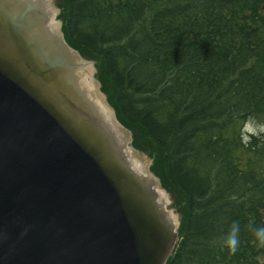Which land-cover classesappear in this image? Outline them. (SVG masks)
Here are the masks:
<instances>
[{
	"label": "water",
	"instance_id": "95a60500",
	"mask_svg": "<svg viewBox=\"0 0 264 264\" xmlns=\"http://www.w3.org/2000/svg\"><path fill=\"white\" fill-rule=\"evenodd\" d=\"M53 9L0 0V264H165L178 225L166 223L154 183L122 159L111 126L100 123L102 98L132 142L99 80L84 84L94 62L67 42L62 20L48 27ZM132 155L163 189L152 159L134 147Z\"/></svg>",
	"mask_w": 264,
	"mask_h": 264
},
{
	"label": "trees",
	"instance_id": "16d2710c",
	"mask_svg": "<svg viewBox=\"0 0 264 264\" xmlns=\"http://www.w3.org/2000/svg\"><path fill=\"white\" fill-rule=\"evenodd\" d=\"M59 3L66 38L84 56L96 61L102 88L116 108L119 119L133 130L134 144L154 156L153 170L169 188L173 186L184 195V203L180 206L184 222L181 227L182 239L168 264H264V252H261L263 249L258 246L256 239L246 241L247 245L244 243L247 237L255 238L254 229L262 227L264 222L263 219L262 222L257 219L259 209L264 207V181L258 184L257 189L250 186L249 182L247 185L248 177L254 176L249 167L240 173L241 178L238 175L236 178L230 177L226 169L224 176L218 174L216 177L213 171L221 165L222 157H214L216 153L204 148L206 138L215 146H220L221 140L225 143L223 139L213 140L207 134L221 127L219 123L212 122L223 119L228 130L220 132L226 135L225 140L236 142L239 129L238 124L231 125L233 116L245 119V115L255 117L264 112V67L256 63L255 72H260V75H256L258 82L253 88H249L252 84L249 80L254 77L243 81L241 87L239 82L235 85L234 91L239 95L235 100L229 91L223 94L220 90L225 85L222 79L224 75L217 77L216 82L201 83L197 82V77L202 75L198 69H190L185 73L178 71L191 62L185 61L184 65L173 69L170 65L152 60L155 53L172 45L176 51L169 53L170 60L180 59L183 62V57L192 59V64L202 63L198 68L215 78L218 74L215 65L219 61H215L210 53L200 54L196 47L207 48L203 39L210 44L223 40L227 31H234L232 27L226 26L227 19L234 16L232 13L243 9L255 12L257 4L248 5L245 0H59ZM116 3L120 6H115ZM222 5L228 6L221 12L225 18L218 17L215 21L207 19L211 26L209 32L203 38L195 35L193 42L189 38L178 37L172 33L174 28L169 30L165 24L158 28L163 14H171L177 20V25L182 26L185 24L183 22L195 17L198 11L206 12L213 6ZM148 8H153L149 14ZM142 15H149V31L131 45L128 42L134 32L132 27L139 26ZM150 33L156 37L148 35ZM156 43L160 45L157 47ZM236 63L232 61L230 64L240 69L247 67L246 62ZM170 78L173 80L171 91L177 90L173 92L174 97L169 95L168 102L169 98L163 100L164 93L158 88ZM214 95L218 97L216 101L219 103H215L218 109L214 113L217 114L215 117H210V113L203 116L209 108L205 106ZM173 98L174 101L176 98L187 101L189 105L182 109L173 108ZM201 108L202 112L198 111ZM159 116H162V123L157 121ZM176 127L177 131L170 132ZM190 127L205 132L197 137L205 135L203 141L197 143L199 149ZM183 134L186 137H181ZM170 139H174L172 149L163 143ZM256 141L262 146L259 140ZM253 149L251 145L245 147V158L255 153L251 161L264 169V156L253 152ZM240 209H248L244 214L250 215L251 212L254 216L249 218L242 213V217L234 219L231 212L238 215ZM234 222L239 224L240 232L237 251L232 254L225 240ZM250 242L252 245H249ZM240 249L247 254L242 255Z\"/></svg>",
	"mask_w": 264,
	"mask_h": 264
},
{
	"label": "bare ground",
	"instance_id": "6f19581e",
	"mask_svg": "<svg viewBox=\"0 0 264 264\" xmlns=\"http://www.w3.org/2000/svg\"><path fill=\"white\" fill-rule=\"evenodd\" d=\"M57 1L58 0H56V2L54 0H39V2H42L47 5L48 10H49V6L51 5L54 8L52 11L53 13L49 14V18H48L49 19L48 27L51 29H57L56 27L58 25L57 8H56ZM178 1L179 0H175V2H178ZM211 1L217 2V0H211ZM245 1L248 5L257 4L256 11L254 12L252 9H243L238 13L233 12L232 14L234 16L227 19L226 26L227 28L232 27L234 31H230V30L227 31L225 33V36H223L224 38L223 40H220V39L217 40L216 38L217 41L215 42V44L207 43L206 40L203 39V42L205 43V47L207 48H202L198 46L196 47L197 50H200L199 51L200 54L207 55L210 53L216 59L215 61H219L215 65L217 66L216 68L218 70V74L215 75V78L209 72L198 68V66L200 67L202 66V63L192 64L193 63L192 59H188V58L184 59V57H183V60H184L183 62L180 61V59L170 60L171 56L169 55V53L173 54V52L176 51V48L172 45L168 47L167 45H164V47H167V48H164L165 50L160 53L159 52L155 53L154 57H152V60L153 61L156 60L154 61L156 63L161 62L162 65L163 64L170 65L173 67V69H175V67L178 68L179 66L184 65L185 61L191 62V64L185 67H182L178 71L180 73L182 72L185 73V72H189L190 69H194V70L198 69L202 75L200 78L197 77L198 79L197 82L201 81V83H206L207 81L216 82V79H218L217 77L224 75L222 76V79L224 78L225 85H223L220 88V90L223 91V94L224 93L227 94V92L229 91V93H231V95L236 100V98L239 95H236L237 92L235 93L234 91L235 85L239 82V87H241L243 81L251 77H254V79L251 78L249 80V82L252 83L250 85L251 87L249 88L250 89L253 88L254 84L258 82V78L256 77V75H260V72H255L256 63L261 68L264 67V0H245ZM133 5H135V2L133 3ZM115 6L119 7L120 4L116 3ZM121 8L122 6L119 9ZM150 9H153V8L147 9L148 14L151 13ZM225 9H228L227 5H222L220 7L213 6L210 10H207L206 12L198 11L195 17L187 20L186 22H183L185 24H183L182 26L177 25V20L171 14H163L159 20L158 28L159 26L163 27V25L165 24L167 27H169V30H171V28H174L172 33L173 32L176 33L178 37L180 36L185 37V39L189 38V40L193 42L195 39L194 38L195 35H197L199 38H203L204 34L205 36L207 35V33L209 32V28L211 27L208 24V20L215 21V18H218V17L225 18L223 15H221V12H223ZM46 13L47 11H43L41 15L37 16V19L39 20V22L37 26L35 27V29H38L39 23L42 21L43 18L47 17ZM148 21L150 22L149 15L141 16L140 21H139V26L132 27L134 32L131 33L132 37L129 39V42H128L129 44L133 45V42L138 41L139 39L143 38L145 34L147 35L146 31H149L148 26H147ZM148 35L155 36V34L153 33H150ZM227 37L229 39H227ZM158 38H159V35H158ZM159 45H160L159 43H156L157 47ZM222 61H226V62H222ZM228 61H230L231 64H232V61H236L237 63L246 62L247 67L244 69H240V68L234 67ZM92 71H93V65L92 63L89 62L86 64V69H85L88 79L84 83L85 86L88 87L89 89L90 88L92 89V87L94 89V85L96 82L95 77H91ZM182 77L184 76L182 75ZM171 88H173L172 78L166 80L163 86L158 88L160 91L164 93L163 100L168 99L169 95H171L170 97H174L173 92L176 91L177 89L174 91H171ZM216 99H218V97L214 95V97L212 98V101L207 103L205 107L209 106V108L206 111H204V113L202 114L203 116L210 113L209 114L210 117H215L217 113H214V111L218 109L217 105H215V103H218ZM102 100H103L102 98H99L96 102L100 111L101 112L102 110L104 111L103 114L105 116V120L104 121L101 120L100 123L103 124V126L108 131H109V126H111L110 132L114 133V135L112 136L114 138L113 140L114 147L120 152L122 159L130 160V163L133 169L136 170L138 175H140L142 178H144L148 182L151 181L154 183V185L152 186L153 194L155 196L154 199L156 200L157 205L161 213L163 214L164 220L170 227L177 225L179 223V218L172 210L169 209V206H171L172 204L174 205V202L170 198L171 195L167 191H164L163 189H161V187L157 184L155 177L152 175V173H150L147 170L146 161L133 157L132 145L129 144L128 142L125 143L123 141L122 133L119 131V128L113 123L111 111L109 109H106L102 105L103 103ZM172 101L174 102L173 108H176V109H182L183 107H187L189 105L187 101L186 102L182 100L180 101L178 98H176V101H174V98H173ZM168 102H170V98ZM226 109L228 110V106ZM229 109H230V106H229ZM198 111L202 112V108L198 109ZM161 117L162 116L157 117V121L159 123H162ZM244 118L245 119L243 118L239 119L237 115L233 116L234 120L231 125L235 126L238 124L237 127L239 129V136L237 137L236 142L225 140L226 135L220 132V130H223V131L228 130V125H226V122L223 119L219 120L218 122H212V123H219L221 127L216 128L213 131L210 130L211 132L210 133L208 132L207 134H209L213 140H216L219 138L220 140L223 139L225 143H223V141L221 140L220 146H215L212 143V141H210L209 138L208 139L206 138V140L204 141V148L209 149L213 154L216 153L213 155L214 157H219V156L222 157L221 165L219 164V167H217V169L213 171V175H215L216 177H218V174H221L224 176L225 169H226L227 172H230V175H229L230 177L236 178L238 175V177L241 178L240 173L246 170V167H249V169L253 170L254 176L248 177L249 179L246 180L247 185L249 182L250 186L257 189L259 187L258 184L260 182L261 184L264 183L263 182L264 173L261 172V171H264V169L256 165L254 161H251V158L256 156L255 153L252 156H249V157L247 156L245 158V154L243 150L245 149L247 145L248 146L251 145L254 148L252 150L253 152L255 151L259 152L260 155L264 156V150H262L264 148V134H261L259 136H251L249 141L245 142L242 138L241 130L244 126V123L248 119H253L258 123H264V112L256 114L255 117H252V116L248 117L247 115H245ZM177 127L174 128V130L170 132L177 131L178 130ZM189 130H192L193 137H195L196 139L195 140L196 146L199 149V146L197 143H199L200 141H203V139L205 138V135L204 137H200V138H197V137L200 136V133H205V132L200 129H195L193 127H190ZM181 137H186V136L183 134L181 135ZM256 137H261V138L257 139ZM256 140H259L262 146H259ZM163 143L165 147H167L168 149H172V143H174V139H170L167 142L164 141ZM212 177L213 176H211V178ZM247 210L248 209H243V211H241L240 209L238 211V215L237 214L235 215V213L233 214V212H231V215L234 219H237L238 216L242 217V215ZM258 213H259V216L257 217V219L260 222H262V219L264 220V207H261ZM244 215H246V217H249V218H252L254 216V214L251 212H250V215H247V214H244ZM251 225L254 226V223H252ZM262 227H264V222L262 224ZM242 239H245V237H242ZM251 239H255V238L247 237V239L244 242L245 245H247L248 243L246 241L251 240ZM254 244L257 245L256 243ZM249 245H252V243L250 242ZM262 249L263 250L261 252H264V248ZM240 252L242 255L247 254L246 251H243L241 249H240ZM250 255L252 256L253 254H250ZM27 258L32 259L31 256H27Z\"/></svg>",
	"mask_w": 264,
	"mask_h": 264
},
{
	"label": "clouds",
	"instance_id": "9594fccd",
	"mask_svg": "<svg viewBox=\"0 0 264 264\" xmlns=\"http://www.w3.org/2000/svg\"><path fill=\"white\" fill-rule=\"evenodd\" d=\"M242 138L248 142L251 136H259L264 134V123H258L253 119H248L241 130ZM240 226L238 223H233L227 234L225 244L232 254H235L239 244ZM255 239L259 247L264 248V227L254 229Z\"/></svg>",
	"mask_w": 264,
	"mask_h": 264
},
{
	"label": "rangeland",
	"instance_id": "374dc122",
	"mask_svg": "<svg viewBox=\"0 0 264 264\" xmlns=\"http://www.w3.org/2000/svg\"><path fill=\"white\" fill-rule=\"evenodd\" d=\"M56 2V0H54ZM171 200L174 201V195L173 196H170ZM176 198V197H175ZM169 209L172 210L179 218V223L177 224L178 225V230L179 228L181 227V225L184 223L183 220L181 219V215L180 213L178 212L177 208L175 207V205H171L169 206Z\"/></svg>",
	"mask_w": 264,
	"mask_h": 264
}]
</instances>
